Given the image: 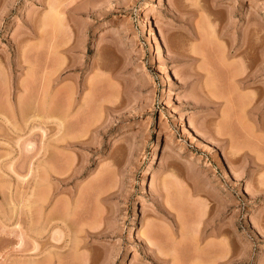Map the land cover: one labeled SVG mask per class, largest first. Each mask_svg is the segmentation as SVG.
<instances>
[{"label": "rangeland", "instance_id": "rangeland-1", "mask_svg": "<svg viewBox=\"0 0 264 264\" xmlns=\"http://www.w3.org/2000/svg\"><path fill=\"white\" fill-rule=\"evenodd\" d=\"M63 3L0 0V264H264V0Z\"/></svg>", "mask_w": 264, "mask_h": 264}, {"label": "bare ground", "instance_id": "bare-ground-1", "mask_svg": "<svg viewBox=\"0 0 264 264\" xmlns=\"http://www.w3.org/2000/svg\"><path fill=\"white\" fill-rule=\"evenodd\" d=\"M60 1H61L62 4H63V5L61 4V5H62L61 8H62V10L64 11V14H65V13H67L68 8H67V5H64L63 2H67V0H66V1H65V0H60ZM59 7H60V6H59ZM69 10L71 11L72 8L69 9ZM69 10H68V11H69ZM69 14H70V13H69ZM193 52H194V51H193ZM194 54H195V52H194ZM193 57H194V56H193ZM194 60H196V57L194 58ZM246 79H247V78H246ZM243 80H244V79H243ZM244 84H245V83H244ZM205 88H206V87H205ZM206 89H207V88H206ZM209 90H210V89H209ZM213 90H214V89H213ZM74 93H75V92H74ZM74 93L71 94L70 98H72V95H73ZM210 93H211V92H210ZM74 95H75V94H74ZM214 95H215V94H214ZM211 96H212V98H213V95H211ZM215 96H216V95H215ZM215 96H214V97H215ZM72 99H73V98H72ZM213 99H214V98H213ZM63 100H65V99H63ZM208 103L210 104V102H208ZM211 103L215 104L216 102L211 101ZM68 104H69V103H68ZM216 104H217V103H216ZM218 104H220V103H218ZM218 104H217V105H218ZM66 105H67V104H66ZM66 105H65V106H66ZM69 105H70V104H69ZM245 105H246V104H245ZM247 105H248V104H247ZM245 107L247 108V106H245ZM63 110H64V109H63ZM68 112H69V110H67V109L63 112L64 114H63L62 116H63L64 121H67V119L69 118V113H68ZM191 125H192V124H191ZM194 129H195V127H194ZM198 134H200V133H198ZM206 134H208V133H206ZM173 135H174V134H173ZM204 136H206V135H204ZM206 138H207V137H206ZM206 138L204 137L203 139H206ZM172 139H173V138H172ZM169 140H170L169 142L171 143V138H169ZM172 142H173V140H172ZM171 148H172V147H171ZM168 149H169V146H167V149L164 150L165 153L163 152V153H164L163 155H165V154L167 153V150H168ZM171 150H172V149H171ZM163 155H162V156H163ZM166 155H167V154H166ZM168 155H170V154H168ZM137 257H138V256H137ZM135 258H136V257H135ZM136 259H137V258H136ZM135 261H136V260H135ZM134 264H135V263H134Z\"/></svg>", "mask_w": 264, "mask_h": 264}]
</instances>
